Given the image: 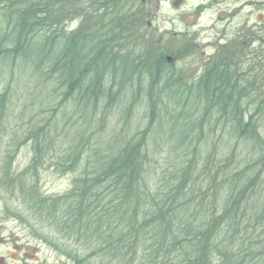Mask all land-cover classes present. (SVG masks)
Returning a JSON list of instances; mask_svg holds the SVG:
<instances>
[{"label": "trees", "instance_id": "16d2710c", "mask_svg": "<svg viewBox=\"0 0 264 264\" xmlns=\"http://www.w3.org/2000/svg\"><path fill=\"white\" fill-rule=\"evenodd\" d=\"M82 1L11 0L16 4L11 6L8 20L13 45L5 50L33 60L38 68L49 61L51 72L61 74L59 83L68 87L66 98L80 90L90 74L84 97L102 92L108 77L107 94L112 100L135 77L140 81L146 78L151 103L148 126L126 143L92 147L89 160L94 161L93 166L75 178L71 190L63 196H43L36 185L22 182L19 189L29 214L36 224L75 236L90 251L89 258L97 257L101 264H264V137L256 119L264 102L252 114L242 108L254 82L244 83L241 77L233 76L227 69L230 56L226 55L213 60L198 82L186 89L188 84L185 86L180 77L169 75L171 66L166 55L154 49L155 43L149 46L151 39L144 33L146 6L137 0H87L94 5L91 12L103 10L106 22L80 27L59 41L60 33L64 34L58 31L60 25L80 9ZM130 26L139 35H133ZM42 32L46 36L40 40L44 42L34 48ZM188 50L189 46L183 54ZM181 55L174 57L179 59ZM163 78L167 86L170 82L178 86L174 95L197 88V97L208 100L206 110H216L225 117L234 134L247 138L257 148L259 158L228 173L213 172L214 158L208 156L202 169L206 178H202V172L195 176L192 172L199 161L193 154L197 147L187 144L184 157L191 155L192 159L185 166L174 165L163 172L160 185L153 190L150 172L155 158L148 155L146 143L159 118L161 100L155 97L162 95L158 86ZM5 97L3 94L0 99L3 104ZM3 114L5 117L4 110L0 122ZM202 118L188 117L180 123L185 131L179 143L186 142L187 127L191 131L200 127ZM180 124L178 118L172 122L174 127ZM48 129L34 126L31 130L40 149L34 165L42 161ZM84 139L78 134L72 140L62 164L76 167ZM4 177L16 185L17 178H10L7 170ZM48 235L44 237L49 239Z\"/></svg>", "mask_w": 264, "mask_h": 264}, {"label": "rangeland", "instance_id": "374dc122", "mask_svg": "<svg viewBox=\"0 0 264 264\" xmlns=\"http://www.w3.org/2000/svg\"><path fill=\"white\" fill-rule=\"evenodd\" d=\"M137 2L146 6L144 33L151 39L149 46L155 43L154 49L172 57L169 75L180 77L185 86L188 84L186 89L198 82L213 60L229 55L226 64L231 74L241 77L244 83L254 82L242 108L252 114L264 102V0ZM14 5L11 0H0V99L3 94L6 96L4 104L0 101V115L3 110L6 113L0 122V264H101L97 257L89 258L90 251L75 236L36 224L19 188L25 182L28 186L36 185L43 196H63L71 190L75 178L93 166L94 161L89 160L92 147H105L109 142L120 145L137 137L148 126L149 81L135 77L112 100L107 94L110 88L107 77L102 92L84 97L83 89L89 84L90 74L83 80L82 88L66 98L68 87L59 83L61 74L51 72L49 61L38 68L33 60L5 50L13 45L8 36V30L11 33L8 20ZM91 7L94 8L92 2L83 0L80 9L63 20L58 31L64 34L60 33L59 41L80 27L106 22L103 10L94 13ZM135 10L139 8L135 6ZM130 27L133 35H139L134 26ZM45 36L44 32L39 34L33 47L40 46L44 42L40 39ZM188 46L189 50L183 54ZM178 54L182 55L176 59L174 56ZM167 82L163 78L159 83L162 95L155 97L161 100L159 118L151 126L146 143L148 155L155 158L150 172L153 190L160 185L163 172L172 170L174 165L185 166L192 159L191 155L184 157L187 144L197 147L193 154L199 161L196 170H192L194 176L202 172L208 156L210 160L214 158L213 172L228 173L259 158L257 148L247 138L234 134L225 117L214 108V113L206 110L208 100L197 97V88L181 89L182 93L174 95L178 86L174 82L167 86ZM260 111L256 119L264 137V106ZM203 116L202 125L193 131L187 127L186 142L179 143L185 131L180 123L188 117L196 120ZM176 118L180 125L174 127L172 122ZM34 126L50 129L42 161L36 165L34 159L40 149L30 135ZM78 134L85 136L83 148L79 147L81 157L75 168H69V164H62V159ZM190 138L193 142H187ZM6 170L10 178H17L16 185L6 182ZM205 175L203 171L202 178ZM45 234H49V239Z\"/></svg>", "mask_w": 264, "mask_h": 264}, {"label": "water", "instance_id": "95a60500", "mask_svg": "<svg viewBox=\"0 0 264 264\" xmlns=\"http://www.w3.org/2000/svg\"><path fill=\"white\" fill-rule=\"evenodd\" d=\"M167 60H168V61H171V60H172V57H171V56H168V57H167Z\"/></svg>", "mask_w": 264, "mask_h": 264}]
</instances>
